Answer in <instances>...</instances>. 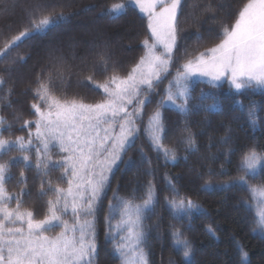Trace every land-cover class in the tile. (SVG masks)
<instances>
[{
    "label": "trees",
    "instance_id": "16d2710c",
    "mask_svg": "<svg viewBox=\"0 0 264 264\" xmlns=\"http://www.w3.org/2000/svg\"><path fill=\"white\" fill-rule=\"evenodd\" d=\"M130 1L0 0V50L5 40L29 26V14L34 12L37 18L48 15L55 21L45 32L13 44L0 56V78L6 82L0 86V115L7 121L1 126L3 139H27L29 128L35 132L33 125L24 128L23 121L36 119L31 105L39 102L35 89L41 81H50V92L62 100L95 105L107 99L97 85L114 74L126 77L145 54L143 41H151L148 19ZM248 2L183 0L171 71L148 93L151 101L138 121L135 142L125 152L96 208L93 264H122L118 240L112 234V225L120 217L113 209L122 201L139 204L149 188L154 204L143 220L148 264H264V231H253L257 208L246 188L235 183L242 174L238 171L242 153L250 148L264 152V89L254 87L238 93L228 84L213 87L197 83L191 89L192 112L187 118L176 110L165 112L159 142L162 148L156 146L148 130L177 70L186 59L219 43L223 29L234 26L238 12ZM115 4H124L125 11L113 15ZM61 13L65 18L58 20ZM102 53L109 57L106 66L98 59ZM202 94L204 107H198ZM214 103L218 105L215 110L207 107ZM253 106L255 125L248 116ZM189 135L194 145L187 143ZM37 143L33 141L30 164L22 159L10 162L11 157L21 156L18 150L0 157L2 163L10 162L7 192L13 198L20 195L21 209L32 211L35 220L48 214L47 200L51 198L40 195L41 180L67 186L59 168L44 178L34 167ZM163 149L174 152L175 160L166 157ZM52 157L58 160L62 156L54 150ZM258 175L249 182L264 183V174ZM180 198L190 199L200 210L177 219L168 202ZM64 218L72 223L71 216ZM174 229L190 242V257H184L183 249L174 244Z\"/></svg>",
    "mask_w": 264,
    "mask_h": 264
},
{
    "label": "snow or ice",
    "instance_id": "6c2138e0",
    "mask_svg": "<svg viewBox=\"0 0 264 264\" xmlns=\"http://www.w3.org/2000/svg\"><path fill=\"white\" fill-rule=\"evenodd\" d=\"M133 2L148 17L153 42L147 39L143 41L145 54L126 77L114 74L103 84L97 85L103 89L107 99L95 105L80 103L75 99L62 100L50 92V81H41L35 89L39 102L31 105L36 119L23 121L24 128L33 125L35 132L29 128L27 139L24 136L15 140L0 138V153L11 156L12 151L18 150L21 156L11 157L10 162L22 159L25 164L31 163L29 153L33 151V141H37L34 167L44 178L50 177L51 172L59 168L67 185L60 187L59 184L54 185L51 179L41 180L40 195L51 198L47 200L48 214L43 219L35 220L32 211L21 210L20 195L13 198L7 192L5 184L10 178V162L0 163V264H93L92 258L96 252V205L104 194L113 169L121 161V154L132 142L134 131H137L134 128L135 115L143 112L147 94L153 91L154 82L168 72L177 48L178 15L182 0ZM123 8V4H115L112 11L118 12ZM64 18L63 13L57 17L58 20ZM28 19V27L10 40H5L0 56H4L13 44L34 39L55 23L48 15L37 18L34 12L29 14ZM98 59L106 66L109 57L107 53H102ZM204 77L213 87L227 79L238 93L248 88H264V0H249L238 12L234 26L223 29L219 43L186 59L177 70L175 80L169 85L161 104L176 105L187 118L192 112L190 84L193 78ZM87 79L92 80V77ZM5 84V80L0 78V86ZM204 99L202 94L198 107H204ZM128 105H134L133 112H129ZM207 107L215 110L218 105L214 103ZM248 116L255 125L254 106L248 111ZM117 117H120L119 134L112 136L109 133L117 124ZM15 118L20 119L19 116ZM6 122L0 116V126ZM149 123L153 142L162 148L159 142L163 125L159 109ZM102 125L107 127L101 128ZM101 130L105 133L103 136L100 135ZM110 140L112 143L108 144ZM187 143L194 145L192 136H188ZM55 146L66 153L58 160L52 157ZM163 151L166 157L175 160L174 152L168 149ZM238 171L242 174L235 183L246 188L257 208L258 219L254 221L253 231H264V183L249 182L250 179H258V173L264 174V152L258 153L255 148H250L242 153ZM21 178V183H26L23 172ZM45 185L48 191H45ZM13 199L16 207L10 209L8 204ZM168 203L177 219L190 217L200 210L197 204L186 198L173 199ZM153 204V194L149 188L148 195L139 204L122 201L113 209L120 217L115 230L124 233L121 237L124 243L117 245L122 264H148L144 251L147 233L143 220ZM69 210L71 224L64 218ZM55 225L61 226L62 230L55 236L46 235ZM172 237L174 244L183 249L184 257H190V242L179 229L173 230ZM244 256L246 258L247 253Z\"/></svg>",
    "mask_w": 264,
    "mask_h": 264
},
{
    "label": "rangeland",
    "instance_id": "374dc122",
    "mask_svg": "<svg viewBox=\"0 0 264 264\" xmlns=\"http://www.w3.org/2000/svg\"><path fill=\"white\" fill-rule=\"evenodd\" d=\"M182 3H183V0H182ZM129 4L132 5V6H135L136 8L139 9V7L133 2V0H131ZM123 5H124V4H123ZM125 7H126V6L124 5V8L121 9L120 11H118V12H113L112 9H111V12H112L113 15H120V14H122V13L125 11ZM139 11H140V9H139ZM140 13H141L144 17H146V18L148 19V17H147L143 12L140 11ZM148 22H149V20H148ZM149 30H150V28H149ZM150 34H151V31H150ZM149 42H150V43L153 42V41H152V37H151V41H149ZM177 43H178V40H177ZM145 51H146V49H145ZM158 51H162V49H158ZM175 51H176V49L174 50V53H175ZM174 53H173V56H174ZM172 62H173V59H172ZM172 62H171V64H170V67H169L168 72L162 74L160 80H162V79H163V78H164V77H165V76L171 71ZM160 80H159V81H160ZM174 80H175V78H174ZM174 80L171 82V84L174 82ZM159 81L154 82V87H155V85H156ZM197 83H205V84L211 85V84L209 83V81H208V78H206V77H204V78H193V82L190 84V91H191L192 87H193L195 84H197ZM224 84H228L230 87H232L231 84L228 82L227 79L222 80L221 82H219L218 86H222V85H224ZM168 88H169V86H168ZM168 88H167L166 91H165V97H166V94H167V90H168ZM232 88H233V87H232ZM255 88H257V89H264V88H259V87H255ZM233 89H234V88H233ZM102 90H103V89H102ZM234 90H235V89H234ZM173 91H175V88H173ZM165 97H164V99H165ZM150 101H151V96L147 94V101L145 102V105H144V108H143V112H141V113L138 114V115H135V122H134V128H135V129H137V127H138V121H139V120L142 118V116L144 115L145 107H146V105L148 104V102H150ZM101 103H102V102H101ZM127 107H128V109H129V112H133L134 105H128ZM169 109L178 111V108L176 107V105H173V104H171V103H165V104L161 105V108L159 109V111H160V113H161V120H162V122H163V119H164V116H165V112H166L167 110H169ZM0 116H1V115H0ZM116 119H117V124L113 126V129L110 130V133H109V134L112 135V136H115V135H118V134H119V126H118V124H119V122H120V117H117ZM103 127H107V125H102L101 128H103ZM148 130H149L150 136H151V138H152V131H151V125H150V123H149V126H148ZM104 134H105V133L101 130L100 135L103 136ZM136 134H137V131H134L133 136H132V142L126 147L125 152H126V151H127L132 145H133V143L135 142ZM161 135H162V134H161ZM0 138H2V135H1V126H0ZM111 143H112V141L110 140V141L108 142V144H111ZM155 144H156V143H155ZM156 146H158V145L156 144ZM158 147H159V146H158ZM54 150H55L57 153L61 154V156H65V155H66V153H62V152L59 150V147H58V146L53 147V148H52V151H54ZM125 152L121 154V161H120V162L116 165V167L113 169V172H112V174H111V177H112L113 173H114V172L118 169V167L120 166V164H121V162H122V160H123V157H124ZM2 154H3V153H0V157L2 156ZM0 163H2V162H1V159H0ZM111 177H110V179H111ZM110 179H109V181H110ZM108 184H109V182H108ZM108 184H107V186H108ZM107 186H106V188H107ZM5 188H6V184H5ZM106 188H105V190H106ZM6 190H7V188H6ZM104 192H105V191H104ZM101 197H102V196H101ZM101 197H100V199H101ZM99 201H100V200H99ZM98 204H99V202L97 203L96 208H97ZM8 207H9L10 209H15V207H16L15 199H13L11 202H9ZM21 210H22V209H21ZM22 211H23V210H22ZM65 215L70 217V216H71V210H69V212L66 213ZM118 220H119V219H118ZM118 220L112 225V234H113V237H114L116 240H118V244H121V243H124V241L121 239V237H122V235H124V233H123L122 231H116V230H115V225L117 224ZM61 230H62L61 226H59V225H55L52 231H50V232H46L45 234H46V235H49V236L51 237V236H55V235H57ZM118 253H119V252H118ZM95 254H96V252H95ZM95 254H94V255H95ZM119 255H120V254H119ZM146 257H147V256H146ZM121 258H122V257H121Z\"/></svg>",
    "mask_w": 264,
    "mask_h": 264
}]
</instances>
